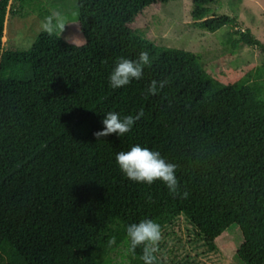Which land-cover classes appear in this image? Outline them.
Returning a JSON list of instances; mask_svg holds the SVG:
<instances>
[{"label": "trees", "instance_id": "trees-1", "mask_svg": "<svg viewBox=\"0 0 264 264\" xmlns=\"http://www.w3.org/2000/svg\"><path fill=\"white\" fill-rule=\"evenodd\" d=\"M7 1L0 264H115L118 252L127 264H185L160 240L178 219L208 252L234 224L239 264H264V45L237 33L231 46L262 58L225 85L191 52L130 28L176 0H75L80 45L41 31L9 50ZM208 4L191 0L195 26L232 23Z\"/></svg>", "mask_w": 264, "mask_h": 264}, {"label": "rangeland", "instance_id": "rangeland-1", "mask_svg": "<svg viewBox=\"0 0 264 264\" xmlns=\"http://www.w3.org/2000/svg\"><path fill=\"white\" fill-rule=\"evenodd\" d=\"M8 0L2 25L1 44L5 49H27L41 31H57V35L73 45H80L75 17V0ZM210 14L225 15L232 23L213 33L201 30L190 20L191 0L168 1L150 5L129 24L155 45L189 51L203 70L221 84L229 85L261 60L256 47L242 43L231 46L238 32L248 30L264 45V0H209ZM264 95V88L262 90ZM160 240L166 246L175 244L176 254L185 264H239L235 249L241 242L237 227L230 224L214 239V250L208 252L193 240L190 227L182 219L175 221L172 234L165 231ZM164 232V233H165ZM115 264H127L122 256L113 253Z\"/></svg>", "mask_w": 264, "mask_h": 264}, {"label": "crops", "instance_id": "crops-1", "mask_svg": "<svg viewBox=\"0 0 264 264\" xmlns=\"http://www.w3.org/2000/svg\"><path fill=\"white\" fill-rule=\"evenodd\" d=\"M20 1H22L23 3V5H28L24 0H20ZM6 13H8L7 11H6ZM3 37H1V39H2Z\"/></svg>", "mask_w": 264, "mask_h": 264}]
</instances>
